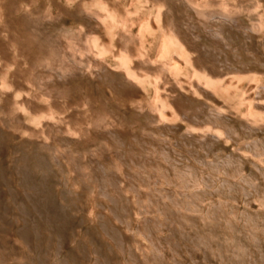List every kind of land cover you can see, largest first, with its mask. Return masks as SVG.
<instances>
[{
	"label": "bare ground",
	"instance_id": "bare-ground-1",
	"mask_svg": "<svg viewBox=\"0 0 264 264\" xmlns=\"http://www.w3.org/2000/svg\"><path fill=\"white\" fill-rule=\"evenodd\" d=\"M149 1L179 44L170 61L163 42L157 56L147 51L156 21L123 25L135 6L118 24V0H0V74L12 63L17 90L34 92L23 102L58 114L19 144L15 162L66 179L70 213L93 191L86 236L114 264L121 254L127 264H186V254L193 264H264V0ZM247 77L257 81L236 103L229 92ZM7 109L0 138L22 121L17 103Z\"/></svg>",
	"mask_w": 264,
	"mask_h": 264
},
{
	"label": "rangeland",
	"instance_id": "rangeland-1",
	"mask_svg": "<svg viewBox=\"0 0 264 264\" xmlns=\"http://www.w3.org/2000/svg\"><path fill=\"white\" fill-rule=\"evenodd\" d=\"M119 2L122 5L120 4L121 6L116 10L117 14L115 13V20L118 24H121L126 16L125 8L129 9L132 6L135 8L131 10L129 19L123 25L130 24L131 26L135 22L134 29L136 30L139 21H146L148 18L158 24L151 23L152 28L148 27L149 33L146 32L145 45L150 56H157V47L161 42L165 43L164 58L167 61L174 56L172 53H179L180 47L176 43V37L164 32L160 11L154 3L149 0H118L117 3ZM42 3L43 1L40 5ZM99 8L104 11V8ZM0 12L3 18L5 15L3 6ZM106 56L112 65L116 67L124 65L110 52ZM186 56L185 54L181 56L185 57L183 61L180 60L181 64L185 63L181 73L189 79L193 76V66L189 57ZM11 67L12 63L0 74L3 78V82L0 80V88L12 89L10 94H7L6 90L0 92V110H5L7 122L11 121L7 107H12L14 103H17L22 110V121L19 126L12 129L11 133L0 138V248L2 253H5L4 261L0 259V264H98L97 258L100 257L101 261H105L102 260L105 256L108 257V261L105 262L114 264L113 256L108 248L104 244L96 245L95 248L88 242L91 237L86 236V231L92 228L91 223L94 219L92 215L95 203L93 191L84 196V200L78 203L74 213H70L66 210L70 207L62 203L61 199L63 189L67 185L66 179L56 180L54 177L41 179V175L36 173L30 164L15 162L17 156L13 154V151L18 148L19 144L26 139L40 137L39 133L42 130L39 127L43 124L42 119L50 116L57 119L58 114H51L48 110L34 111L32 107L27 106L23 102L22 92L26 94L31 92V97L34 92L25 89L17 90L12 80V72H9ZM251 80L257 81V79L247 77L238 85L236 91L229 92L230 96L236 98L234 102L241 100L243 92L251 86ZM144 87L148 93V96L144 98L148 102L153 94L152 80L144 83ZM240 110H243V107ZM13 120L16 121L15 116ZM42 134L43 137H47L46 132L43 131ZM79 190V193L83 192L82 187ZM137 218H141V214L138 213ZM46 221H48V227L43 225ZM137 223L138 219H134L131 225L133 231ZM142 240L147 248L150 247L145 238L142 237ZM184 252L186 254L185 250ZM187 255L185 256L186 264H193L192 258ZM127 260L128 255L121 254V264H127Z\"/></svg>",
	"mask_w": 264,
	"mask_h": 264
}]
</instances>
